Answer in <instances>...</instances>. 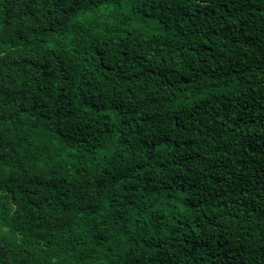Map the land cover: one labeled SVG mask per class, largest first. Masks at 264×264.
Returning <instances> with one entry per match:
<instances>
[{"label": "trees", "instance_id": "1", "mask_svg": "<svg viewBox=\"0 0 264 264\" xmlns=\"http://www.w3.org/2000/svg\"><path fill=\"white\" fill-rule=\"evenodd\" d=\"M0 264H264V0H0Z\"/></svg>", "mask_w": 264, "mask_h": 264}]
</instances>
